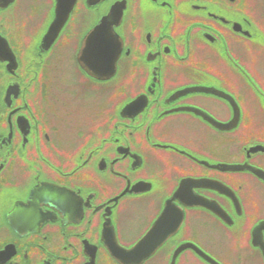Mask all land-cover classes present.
<instances>
[{"label":"flooded vegetation","instance_id":"flooded-vegetation-1","mask_svg":"<svg viewBox=\"0 0 264 264\" xmlns=\"http://www.w3.org/2000/svg\"><path fill=\"white\" fill-rule=\"evenodd\" d=\"M0 52V264H264V0H0Z\"/></svg>","mask_w":264,"mask_h":264},{"label":"water","instance_id":"water-1","mask_svg":"<svg viewBox=\"0 0 264 264\" xmlns=\"http://www.w3.org/2000/svg\"><path fill=\"white\" fill-rule=\"evenodd\" d=\"M100 30H102V27L99 26L98 27V30H97V33L100 32ZM95 36V35H94ZM118 53L115 51V52H112L110 53V58L112 57V59H115L116 60V57H117ZM113 60L111 62V64L114 63ZM112 68H109V75L107 76H104L103 78H109L111 76L110 74V71H111ZM140 246L142 245H137L136 247L132 248L130 251H124V252H120V251H115V252H111V255L116 258L120 263H123V264H139L141 263L143 260H145L146 258H148L152 252L151 251H148V250H145V251H139L140 249ZM149 246V244H148Z\"/></svg>","mask_w":264,"mask_h":264},{"label":"rangeland","instance_id":"rangeland-1","mask_svg":"<svg viewBox=\"0 0 264 264\" xmlns=\"http://www.w3.org/2000/svg\"><path fill=\"white\" fill-rule=\"evenodd\" d=\"M132 238H131V236H129V235H125L124 236V240H126V241H130Z\"/></svg>","mask_w":264,"mask_h":264},{"label":"snow or ice","instance_id":"snow-or-ice-1","mask_svg":"<svg viewBox=\"0 0 264 264\" xmlns=\"http://www.w3.org/2000/svg\"><path fill=\"white\" fill-rule=\"evenodd\" d=\"M3 53L2 52H0V55H2Z\"/></svg>","mask_w":264,"mask_h":264}]
</instances>
